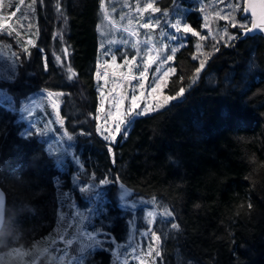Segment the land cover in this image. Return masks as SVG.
<instances>
[{
  "label": "trees",
  "instance_id": "16d2710c",
  "mask_svg": "<svg viewBox=\"0 0 264 264\" xmlns=\"http://www.w3.org/2000/svg\"><path fill=\"white\" fill-rule=\"evenodd\" d=\"M103 1L31 0L30 18L16 35V45L29 57L24 65L18 63V79L9 84L15 90L7 94L13 107L0 103V186L6 195L1 264L15 249L26 252L52 234L56 241L39 261L49 252L74 261L85 256L86 264H108L110 253L96 238H59L61 211H71L67 200L74 195L75 202L77 196L83 200L82 193L98 206L95 195L105 190L98 216L95 204L89 205L88 227L97 231L100 224L111 233L113 245L122 239L131 213L117 198L120 188L132 200L157 198L172 213L166 224L153 222L159 236L156 251L162 256L153 258L152 253L150 264H264V41L259 34L242 36L232 27L233 14L250 22L240 15L243 0H207L214 11L209 29L200 8L185 11L199 35L185 34L164 86L167 94L181 88L184 93L137 116L126 135L122 130L110 141L98 133L96 122L97 25ZM155 3L160 9L170 6V0ZM176 3L186 9L195 2ZM29 38L32 43L26 44ZM201 62L205 66L197 73ZM39 89L61 93L58 115L71 152L61 158L66 171L56 166L59 156L47 151L39 134L23 135L29 133L30 121L17 112L13 98L19 93V102L39 99ZM101 179L106 183L99 185ZM173 223L179 228L173 229ZM26 259L29 264L31 258ZM127 264L137 261L131 258Z\"/></svg>",
  "mask_w": 264,
  "mask_h": 264
},
{
  "label": "rangeland",
  "instance_id": "374dc122",
  "mask_svg": "<svg viewBox=\"0 0 264 264\" xmlns=\"http://www.w3.org/2000/svg\"><path fill=\"white\" fill-rule=\"evenodd\" d=\"M155 1L105 0L101 5V18L97 25L100 55L96 72L99 89L96 122L98 133L107 141L117 135L113 131L116 123L114 117L116 116L117 104L120 107V119L126 121L133 94L139 97L137 100L139 105L137 111L142 114H144L146 106L148 108L147 113H149L168 103L170 100L166 99V97L177 96V93H165L164 86L169 76L174 72L172 62L174 52L172 49L180 47L185 41L186 37L183 38L185 36L183 32L184 24L191 27L186 20L185 11L191 10L192 7L200 8L203 25L208 29V22L214 14L207 0H193L195 3L189 6L186 5V9L177 6L180 4H177L176 0H170L168 8L160 9ZM243 5L244 0L240 11L241 16ZM31 8V0H0V103L4 101V105L8 106L9 110L13 105L10 107V99L7 94L8 92L10 94L15 92L9 84L16 82L18 79V71L15 72L16 68L18 69V63L24 65L29 57L25 56L24 52H21L16 45V35L21 25L23 26L29 20ZM177 21L181 22L179 32L172 27ZM233 22L249 25L248 22L239 21L234 14L230 18V23L233 24ZM146 24L149 27H144ZM172 36H178L179 39L173 40ZM18 41L23 48L20 39ZM25 41L26 44L32 43L31 38ZM133 45H136V47L134 48ZM23 50L25 51L24 48ZM13 53L17 54H15V59ZM53 56L57 60V57ZM134 56L136 59L132 62L130 69L126 61H132ZM149 56L153 58L154 63L147 65L146 78H141L139 72L145 70V63ZM168 56H172V60H167ZM165 72H169V75L164 76ZM98 73L99 76L97 75ZM141 82L144 84L143 88L139 87ZM158 84L160 86L157 91L153 92L152 88ZM19 95L21 94L18 93L13 98L15 109L17 112L23 113V118L26 122L30 121L26 126L27 132L39 134V137L46 141L47 151L51 152V155L60 157L55 158L56 166L60 171H66L64 169L66 161L61 158H68L70 146L66 140L67 135L58 115L61 93L39 89V99L37 97L30 98L27 102H19ZM40 99L42 102L39 101ZM38 110H40L39 115H36ZM10 114H13L12 110ZM123 127L121 125L122 130ZM76 163H70L69 165L74 171L79 168ZM99 185L101 184L99 183ZM72 188L73 185L68 184L66 190L71 191ZM79 188H81L80 185ZM104 191L95 195V198H99L98 206L94 203V198H89L84 193H82L83 200H79L80 196H77V202H75V195L67 200L68 203L70 201L73 204V208L69 211L67 207H63L61 211L63 218L60 223L62 235L59 238L64 239V236L74 235L76 240L80 238V234L82 237L96 238L97 240L95 241L100 243V247L105 248L104 250L110 253L109 256L112 261H108V264H127L131 258H134L137 264H150V255L153 253L154 258L157 252L155 237H159L156 233L153 236V229H157L153 227V222L158 219L163 224H166L167 217L163 215L166 209L165 205L157 198L129 199L126 191L120 188L117 198L120 204L123 205L122 208L127 209L128 207L131 212L128 215L129 226L121 233L122 239L119 242L109 245L111 233L102 230L100 224L96 228L99 229L97 231L92 227H88V224L92 226V218L88 217L90 214L89 209L95 204V213L97 216L99 215L100 205H104L107 199ZM60 195H65V193L63 194L61 191ZM138 206H142L140 210L136 209ZM149 212L153 213L151 217L148 215ZM70 224H72V227H68ZM161 227L162 225L158 226L159 229ZM144 235H147L146 241L143 240ZM55 241L56 236L52 234L47 235L44 242L27 248L26 252L25 250L15 249L12 254L6 256L8 258L4 257L6 258L4 264H8V259L14 261L13 264H24L27 257L31 258L29 264H76V262L86 264L85 256H81L82 259L74 261L73 257L58 258L54 254H49V252L46 257L39 261L46 252L45 249L52 247ZM134 243L137 245L135 246ZM150 252L151 254H149ZM65 253L66 251H61L60 254L64 255ZM1 261L2 256L0 255V264Z\"/></svg>",
  "mask_w": 264,
  "mask_h": 264
},
{
  "label": "snow or ice",
  "instance_id": "6c2138e0",
  "mask_svg": "<svg viewBox=\"0 0 264 264\" xmlns=\"http://www.w3.org/2000/svg\"><path fill=\"white\" fill-rule=\"evenodd\" d=\"M260 5H261V13H260L259 21H257V19H256V17H257V11H256V8H255V7H252V8H251L252 19H251V22H250V27H249L248 25H246V24H239V23H235V22H233L232 27L239 28V29L241 30L240 35H242V36H248V35L252 34L253 32H256V31H259L262 35H264V0H260ZM149 7H151V5H149ZM237 7H238V5H237ZM244 11L247 12V11H248V8L246 7V8L244 9ZM180 23H181L180 21H177L176 24L172 25V27L175 28V29L177 30V32L180 31V28H179ZM205 26H206V25H205ZM144 27H149V25L146 24V25H144ZM183 32H184L185 34H187V33H194V34H196V35H199V33L195 32V30L192 29V28H191L189 25H187V24H184V26H183ZM171 38H172L173 40H178V39H179L178 36H172ZM203 38H204V37H201V39H203ZM238 38H239L238 36H231V37H229L230 40H235V39H238ZM133 47L135 48L136 45H133ZM172 51L175 52L176 49L173 48ZM57 59H59V57H57ZM113 59H115V57H113ZM135 59H136V57L134 56V57L132 58V61H126V63L129 64L130 69H131V66H132V62L135 61ZM167 60H172V56H168V57H167ZM152 63H154V60H153V58H152L151 56H149L148 59H147V61H146V63H145V70L139 72V76H140L141 78H146V76H145V72L147 71V65L152 64ZM204 66H205L204 63L201 62V65H200L199 68L196 69V72L199 73V72L201 71V69L204 68ZM71 71H72V70L69 69V72H71ZM170 71H171V70H170ZM97 75L99 76V73H98ZM168 75H169V72H165V73H164V76H168ZM68 78L71 79L72 77L69 76ZM133 79H135V77H133ZM159 86H160V85L158 84L156 87H153V88H152V91H153V92L157 91V88H158ZM139 87H140V88H143V87H144V84H143L142 82L139 83ZM183 93H184V89L181 88L180 91L177 93V96H176V97H166V99H168V100L177 99V98H179ZM138 99H139V97H138L137 95H135V94H133V95L131 96V105H130V107H129V109H128V113H129V115H128V119H127L126 121L123 120V119H120V107H119V104H117V106H116V116L114 117L116 123H115V127H114V129H113V131H114L115 133H117V134L121 133V130H122V129H121V125H123V126H124V127H123V134L126 135V134H127V128L132 124V122L135 120V118H136L137 116H139V115L142 114L140 111H137V109L139 108V105L137 104V100H138ZM147 111H148V108H147V106H146V107H145L144 114H146ZM23 135H31V133H27V134H23ZM106 138H107V137H106ZM69 139H71V137H69ZM112 139H115V136H113ZM99 183H100L101 185H103V184L106 183V181L103 180V179H101V180L99 181ZM4 203H5V197H4L3 192L0 191V221L3 220V208H4ZM148 215L151 217V216L153 215V213L149 212ZM163 215H164L165 217H169V216L172 215V213L169 212V211H165V212L163 213ZM171 227H172L173 229H178V228H179V225L176 224V223H173V224L171 225ZM153 236H155V233H153ZM155 238H156V239H159V237H155ZM67 243H68V244H71L72 241H71V240H67ZM149 254H151V252H150ZM155 255H156L157 257H160V256H162V253L159 252V251H157V252L155 253Z\"/></svg>",
  "mask_w": 264,
  "mask_h": 264
},
{
  "label": "water",
  "instance_id": "95a60500",
  "mask_svg": "<svg viewBox=\"0 0 264 264\" xmlns=\"http://www.w3.org/2000/svg\"><path fill=\"white\" fill-rule=\"evenodd\" d=\"M248 8V11L245 12L244 9L245 8ZM252 7H255L256 8V11H257V21H259V17H260V13H261V5H260V0H244V5H243V11H242V16L245 17V16H248L250 18V22H251V19H252V15H251V8ZM250 27V24L248 25ZM254 34H259L263 37V41H264V35H262L259 31H256V32H253L252 34L250 35H254ZM0 191L3 192L4 194V197H5V203H6V195H5V191L2 189V187L0 186ZM5 203H4V208H3V220L0 221V229L3 225V221H4V217H5Z\"/></svg>",
  "mask_w": 264,
  "mask_h": 264
}]
</instances>
